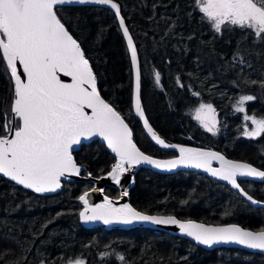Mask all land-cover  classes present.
<instances>
[{"label": "trees", "instance_id": "obj_1", "mask_svg": "<svg viewBox=\"0 0 264 264\" xmlns=\"http://www.w3.org/2000/svg\"><path fill=\"white\" fill-rule=\"evenodd\" d=\"M116 1L138 48L141 97L150 123L170 140L203 143L264 169V137H243V114L234 112L232 106L240 94H254L258 98L246 105L247 112L264 117V95L259 88L234 87L232 81L237 79L240 67L231 66L233 54L239 50L253 64L242 76L260 78L264 45H252L253 38L245 39L238 30L214 36L201 21L193 0ZM62 16L98 75L101 95L125 116L139 147L157 157L175 155L155 144L134 115L130 53L114 12L97 6H69L63 9ZM155 71L161 73L163 90L154 83ZM177 77L183 87L177 84ZM9 89V78L0 64V119L10 106ZM192 91L200 92V96L194 97ZM201 101L212 103L217 109L220 131L216 136L192 119L191 110ZM74 155L78 163L85 165L86 174L94 176L106 174L115 162L114 155L100 140L83 144ZM240 183L264 201V182ZM91 185L86 180L64 181L59 192L41 195L0 177V252L12 250L13 255L7 259L20 258L21 264L35 254L102 251L123 254L128 264H264V254L258 252L224 246L205 249L188 239L148 227H85L79 218L83 205L78 197ZM105 193L119 196L113 187H107ZM129 198L136 208L146 212L264 228V207L249 204L229 185L199 172L164 174L140 167ZM49 220L52 223L42 228ZM9 229L18 243L7 238Z\"/></svg>", "mask_w": 264, "mask_h": 264}, {"label": "snow or ice", "instance_id": "obj_2", "mask_svg": "<svg viewBox=\"0 0 264 264\" xmlns=\"http://www.w3.org/2000/svg\"><path fill=\"white\" fill-rule=\"evenodd\" d=\"M88 4L114 10L134 72V115L143 122V128L155 144L178 151L173 159L159 160L141 151L125 116L101 95L98 75L62 16L65 7ZM193 7L214 36L222 37L238 30L245 39L253 38L252 45H264V0H193ZM0 64L9 78L11 93L10 106L0 119V177L14 185L37 194L56 193L63 187V181L81 175L83 165L77 162L74 153L83 144L100 138L114 154L115 162L106 176L117 185L126 173L141 164L168 171L178 167L202 169L226 181L252 204H264L238 182V178L247 177L264 182V170L250 163L227 159L210 149L167 143L151 126L142 105V72L137 47L115 0H0ZM231 66L240 67L237 79L232 81L234 87L259 88L264 95V70L260 71L258 79L242 76L253 64L239 50L234 52ZM176 82L183 87L179 77ZM154 83L163 90L159 71L154 72ZM191 94L200 96L198 91ZM257 98L254 94H240L232 105L234 112L243 114L241 135L253 140L264 137V117L249 115L246 108ZM217 115L212 103L201 101L192 112V119L204 131L216 136L220 131ZM214 163L218 167H214ZM127 195V191L122 193V196ZM89 197L88 191L78 197L83 204L79 218L85 223L102 221L105 225H127L145 221L177 225L181 233L199 245L211 248L217 244H236L264 254V228L252 231L237 224L210 226L192 220L181 221L171 215H146L127 203L116 207L107 196L98 204H91ZM51 223L49 220L42 228ZM8 233L7 238L15 241L11 229ZM11 255L10 249L0 252V264H21L20 258L7 259ZM108 255L103 253L101 258ZM116 258L121 264H128L123 254H117ZM39 264L55 262L42 259ZM64 264H86V261L68 258Z\"/></svg>", "mask_w": 264, "mask_h": 264}, {"label": "water", "instance_id": "obj_3", "mask_svg": "<svg viewBox=\"0 0 264 264\" xmlns=\"http://www.w3.org/2000/svg\"><path fill=\"white\" fill-rule=\"evenodd\" d=\"M115 2H117L115 0ZM118 3V2H117ZM119 4V3H118ZM120 5V4H119ZM73 6H97V7H103V8H107L109 10H111L108 6H104V5H91V4H88V5H73ZM121 8V6H120ZM114 12V10H111ZM121 15L123 16L122 12H121ZM124 17V16H123ZM126 22V21H125ZM126 26H127V23H126ZM128 27V26H127ZM129 29V28H128ZM122 31V30H121ZM130 32V30H129ZM131 34V32H130ZM132 36V34H131ZM133 38V36H132ZM125 39V38H124ZM126 41V39H125ZM133 41L135 43V40L133 38ZM127 44V43H126ZM136 45V43H135ZM137 47V45H136ZM137 51H138V48H137ZM130 53V52H129ZM138 57H139V52H138ZM139 60H140V57H139ZM141 64V62H140ZM142 79V78H141ZM133 88H134V72H133ZM142 99V97H141ZM107 100V99H106ZM142 105H143V102H142ZM144 108V106H143ZM146 115V113H145ZM147 117V116H146ZM139 119V118H138ZM148 119V118H147ZM149 120V119H148ZM127 122V120H126ZM142 123V126H143V122L141 121ZM150 123V121H149ZM151 124V123H150ZM130 125V124H129ZM151 126L154 128V130L167 142V143H170V144H178V145H183V146H187V147H196V148H204V149H210V150H213V151H217V152H220L221 154H223L227 159H230V160H234V161H240V162H246V163H250L252 164L254 167H257L259 169H262L256 165H254L253 163L249 162V161H246V160H241V159H234V158H231V157H228L227 155H225L223 152L219 151V150H216L214 148H211L209 147L208 145L206 144H203V143H200L199 145H191V144H185V143H181V142H177V141H173V140H170L168 138H166L164 135H162L152 124ZM131 127V126H130ZM145 130V129H144ZM133 131V130H132ZM146 132V130H145ZM150 138V137H149ZM133 139H134V136H133ZM151 139V138H150ZM93 140H100V138H94ZM92 140V141H93ZM101 141V140H100ZM134 142L137 144V147H139L138 143L136 142V140L134 139ZM154 142V141H153ZM89 143V142H87ZM104 143V142H103ZM155 143V142H154ZM86 144V143H85ZM105 144V143H104ZM106 145V144H105ZM160 146V145H158ZM161 148L165 149V150H171V151H174L176 154L171 156V157H157V156H154V155H151L149 153H147L146 151H144L142 148H140L141 151H143L145 154L147 155H150L152 156L153 158L155 159H159V160H168V159H173L175 156L178 155V151L176 149H173V148H164L162 146H160ZM81 149V147H80ZM79 149V150H80ZM78 150V151H79ZM109 150V149H108ZM110 151V150H109ZM111 152V151H110ZM114 155V154H113ZM75 156V155H74ZM80 164V163H79ZM82 165V164H81ZM214 167H218V164L214 163L213 165ZM140 167H147V168H150L156 172H159V173H164V174H167V173H175L177 171H180V170H188V171H194V172H199V173H202L214 180H217V181H220L224 184H227L231 187L230 184H228L226 181H221V180H218L214 177H212L209 173H206L204 172L202 169H194V168H185V167H178L176 169H173L171 171H168V170H163V169H156L155 167L151 166V165H147V164H141V165H138L136 167H134L129 173H126L122 178H121V183L119 185L115 184L110 178H108L106 176V174H103L101 176H94L93 174L91 176L88 175V172L86 174V167L85 165H83V169H82V172H81V175L80 176H73L71 178H69L68 180H65V181H82V180H86V181H91L92 182V185H91V188H89L88 191L90 193V197H89V200H90V203L91 204H98V203H103L104 201V197L107 196L110 200L113 201L114 205L116 207H120L121 205L127 203L129 204L131 207L135 208L137 211L143 213V214H146V215H152V216H161V217H164V216H175L177 219L181 220V221H187V220H192L196 223H202V224H205V225H210V226H226V225H229V224H237L245 229H248V230H252V231H258L260 229H253V228H249V227H245L243 225H241L240 223H237V222H230V223H208V222H204V221H200V220H196V219H183V218H180L178 217L177 215L175 214H168V213H151V212H146V211H143V210H140L138 208H136L131 202H130V198H129V190L130 188L133 186L134 184V175L136 173V171L140 168ZM264 170V169H262ZM254 180V181H261L257 178H252V177H247V178H238V182H240V180ZM64 183V181H63ZM107 186H111L115 189L118 190L119 192V197H114V196H111V195H108L105 193V188ZM241 187H243L241 185ZM232 188V187H231ZM62 189V188H61ZM60 189V190H61ZM93 189H97V191H92ZM233 189V188H232ZM60 190H58L57 192H59ZM236 192H238L236 189H234ZM127 191L128 195L127 196H122V193ZM56 192V193H57ZM47 194H53V193H47ZM47 194H41V195H47ZM250 194V193H249ZM244 198V197H243ZM255 199H257L256 197H254ZM245 199V198H244ZM246 200V199H245ZM259 201H263V200H260V199H257ZM79 201V200H78ZM247 201V200H246ZM80 202V201H79ZM249 204L253 205V206H256V207H264V204H252L250 201H247ZM81 203V202H80ZM83 205V204H82ZM83 209V207H82ZM81 209V210H82ZM81 221V220H80ZM81 223L85 226V227H88V228H92V227H104L106 229H112V228H119V229H129L131 227H136V226H143V227H148V228H151V229H155V230H161V231H166V232H169L173 235H177V236H180L182 238H185V239H188L192 242H194L195 244H197L191 237H187L186 235H184L183 233L180 232L179 228L177 225H156V224H152L151 222H145V221H135L133 222L132 224H120V223H113V224H110V225H105L102 221H95V222H83L81 221ZM198 246L200 247H203L205 249H214V248H217V247H232V248H241V249H245V250H248V251H252V252H258L260 253L258 250H251V249H247L241 245H236V244H217V245H213L211 248L205 246V245H199L197 244Z\"/></svg>", "mask_w": 264, "mask_h": 264}, {"label": "flooded vegetation", "instance_id": "obj_4", "mask_svg": "<svg viewBox=\"0 0 264 264\" xmlns=\"http://www.w3.org/2000/svg\"><path fill=\"white\" fill-rule=\"evenodd\" d=\"M107 187H111V186H107ZM103 253H109L110 255L102 259L101 256ZM61 257H63L64 260H61ZM68 258H73V259L83 258L86 261V264H121L120 261L116 260L117 259L116 254H113L108 251L106 252L102 251V252L94 253V254L93 253H89V254L88 253L35 254L32 257H28L27 258L28 260H25L24 264H39L40 260L42 259L45 261L52 260L55 262V264H64V261L67 260ZM109 260H112V261L110 262Z\"/></svg>", "mask_w": 264, "mask_h": 264}, {"label": "rangeland", "instance_id": "obj_5", "mask_svg": "<svg viewBox=\"0 0 264 264\" xmlns=\"http://www.w3.org/2000/svg\"><path fill=\"white\" fill-rule=\"evenodd\" d=\"M202 102H205V103H209V102H206V101H202ZM199 106V104L196 106V107H198ZM196 107H194L192 110H191V114H192V112L194 111V109L196 108ZM218 114V113H217ZM258 117V116H257ZM217 118H218V120L220 121V119H219V115H217Z\"/></svg>", "mask_w": 264, "mask_h": 264}]
</instances>
